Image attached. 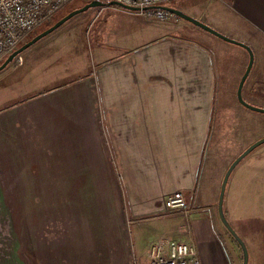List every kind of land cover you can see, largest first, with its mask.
Returning a JSON list of instances; mask_svg holds the SVG:
<instances>
[{"label": "crops", "instance_id": "obj_1", "mask_svg": "<svg viewBox=\"0 0 264 264\" xmlns=\"http://www.w3.org/2000/svg\"><path fill=\"white\" fill-rule=\"evenodd\" d=\"M178 10L246 45L264 40V0H184ZM164 59L141 60L148 79L184 78L179 62ZM124 71L133 70L116 65L109 78L99 71L101 84L109 80L113 87L94 93L102 98L98 108L90 104L91 91L74 88L72 78L42 92L19 91L11 80L1 87L0 264H147L150 246L159 242L190 244L199 264H242V252L218 238L222 179L207 189L216 220L197 207L205 130L178 99L192 90L119 88L117 74ZM58 85L62 90L54 91ZM160 97L169 99L163 104ZM43 146L44 164L36 160ZM177 191L187 212L164 207ZM62 192L69 200L59 199ZM230 196L233 210L237 199ZM59 205L79 239L72 223L71 234L51 228Z\"/></svg>", "mask_w": 264, "mask_h": 264}, {"label": "rangeland", "instance_id": "obj_2", "mask_svg": "<svg viewBox=\"0 0 264 264\" xmlns=\"http://www.w3.org/2000/svg\"><path fill=\"white\" fill-rule=\"evenodd\" d=\"M91 1L73 0L27 35L20 46L69 12ZM183 1L173 0L165 5L179 9ZM37 43L0 72V89L11 80L20 88H17L19 91L42 92L47 91L49 85L60 83V79L72 78L70 84L74 88L91 91L90 104L98 108L102 98L94 93H98L101 87H113L109 80L101 84L99 71L106 72L109 78L114 66L123 65L126 69L132 67L133 71L128 75L126 71L117 74L119 88L176 89L178 95L185 93L183 89L192 90L190 95L178 99H181L187 110L192 111V122L203 126L205 130L196 188L199 189L202 204L197 207L200 211L208 212L212 221L216 220L214 209L212 211L209 203H206L209 200L208 187L218 184L231 162L249 145L264 137V114L247 110L236 98L237 86L248 62L245 50L172 15L161 21L140 12L113 7L92 8L78 14ZM45 44L47 47H43ZM247 45L254 53V65L244 84L242 97L247 103L264 108V40L256 38ZM148 55L165 57L167 59L164 61L171 63L176 60L184 78L178 80L173 74L171 80L155 76L156 80L151 81L145 69L141 68V60L145 61ZM136 63L137 68L134 66ZM183 67L189 69L185 74ZM8 68L12 71H7ZM174 72H177L176 68ZM62 86H56L54 91L62 90ZM194 90H198L196 95ZM155 99L158 100L157 97ZM160 99L159 103H163L169 98ZM172 100L175 98L172 97ZM35 148L39 149V146ZM46 150L47 147L36 154V160H41L43 164L42 159L47 157ZM52 165L54 167V163ZM240 189H243V194ZM231 191L237 199L231 208L233 210L229 206ZM58 196L61 201L69 200L67 192L59 193ZM62 206L65 207L59 205L56 208L59 216L50 221L51 228L56 231L63 229L67 231L66 234H71L72 223L73 234L79 239L74 222H71L70 217L62 216L67 210ZM222 209L226 222L246 247L248 264H263L264 242L260 246L259 241L264 239V144L251 151L230 174ZM217 219L220 241L224 240L228 248L229 245L235 246L242 252L218 216ZM26 228L29 229L28 235L31 230L27 225ZM258 250L262 252L259 255L255 253Z\"/></svg>", "mask_w": 264, "mask_h": 264}, {"label": "built area", "instance_id": "obj_3", "mask_svg": "<svg viewBox=\"0 0 264 264\" xmlns=\"http://www.w3.org/2000/svg\"><path fill=\"white\" fill-rule=\"evenodd\" d=\"M73 0H0V61L14 51L34 29L50 19L55 13ZM142 10L146 7L161 6L173 0H105ZM148 17L165 21L171 14L159 10L141 11ZM169 211L188 210V203L182 192L170 194L164 201ZM147 264H199L195 250L190 244L162 242L149 248Z\"/></svg>", "mask_w": 264, "mask_h": 264}, {"label": "water", "instance_id": "obj_4", "mask_svg": "<svg viewBox=\"0 0 264 264\" xmlns=\"http://www.w3.org/2000/svg\"><path fill=\"white\" fill-rule=\"evenodd\" d=\"M102 7H118L120 9L127 10L130 12H141V11L159 9V10H162V11H165V12L171 14L174 17L180 18V19L192 24L193 26L209 33L210 35H213L214 37H216V38H218V39H220L226 43H229V44H232V45H235V46L242 48L243 50H245V52L248 55V62H247V66L245 68V71H244V73H243V75H242V77L238 83V86H237V91H236L237 101L242 107L246 108L247 110H249L251 112L264 114V108H260V107L251 105V104L247 103L242 97V90H243L244 84H245L247 78L249 77V74H250V72L253 68V65H254V53H253L252 49L248 45H246L240 41L229 38V37L217 32L216 30L212 29L210 26L200 22L199 20H196L195 18L188 16L184 12H182L178 9L172 8V7H168L166 5L151 6V7H146V8H143L142 10H140L138 8L124 6V5L117 3V2H108L107 4H103L100 0H92L91 2L85 4L83 7L69 12L66 16L62 17L55 24H53L51 27H49L46 30H44L43 32L37 34L31 40H29L28 42L23 44L18 49L12 51L7 56V58L2 62V64L0 65V72L2 70H4L22 52H24L25 50H27L28 48H30L31 46L36 44L38 41H40L41 39H43L47 35L51 34L55 30H57L64 23L69 21L71 18L75 17L78 14L84 13L89 9L102 8ZM262 144H264V137L256 140L254 143L249 145L243 152H241L231 162V164L227 168V170H226V172L222 178V182H221L220 189H219V195H218V201H217L218 218L221 221L224 228L230 234V236L239 245V247L242 251V264H248V255H247L246 247H245L244 243L242 242V240L236 235V233L232 230V228L229 226V224L225 220L223 209H222L223 198H224L225 187H226L227 181H228L229 176L232 173V171L235 169V167L238 165V163L242 159H244L251 151H253L255 148H257L258 146H260Z\"/></svg>", "mask_w": 264, "mask_h": 264}, {"label": "trees", "instance_id": "obj_5", "mask_svg": "<svg viewBox=\"0 0 264 264\" xmlns=\"http://www.w3.org/2000/svg\"><path fill=\"white\" fill-rule=\"evenodd\" d=\"M113 8H118V7H113ZM57 21H58V20H57ZM57 21H55L54 23H56ZM45 30H46V29H45ZM20 45H21V44H20ZM20 45H19V47H21ZM9 54H10V53H9ZM9 54H8V55H9ZM8 55H6V56L0 61V64H1V63L7 58Z\"/></svg>", "mask_w": 264, "mask_h": 264}, {"label": "flooded vegetation", "instance_id": "obj_6", "mask_svg": "<svg viewBox=\"0 0 264 264\" xmlns=\"http://www.w3.org/2000/svg\"><path fill=\"white\" fill-rule=\"evenodd\" d=\"M1 64H2V63H1ZM1 64H0V65H1Z\"/></svg>", "mask_w": 264, "mask_h": 264}]
</instances>
